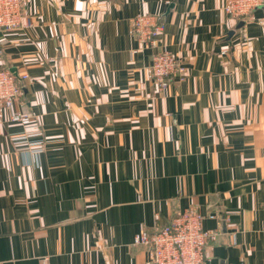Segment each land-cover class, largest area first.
Returning <instances> with one entry per match:
<instances>
[{
	"label": "crops",
	"instance_id": "0c3cea01",
	"mask_svg": "<svg viewBox=\"0 0 264 264\" xmlns=\"http://www.w3.org/2000/svg\"><path fill=\"white\" fill-rule=\"evenodd\" d=\"M227 1L28 0L0 30V66L29 77L0 113V264H148L134 236L189 207L218 216L210 264H264V9ZM138 14L184 68L165 90Z\"/></svg>",
	"mask_w": 264,
	"mask_h": 264
},
{
	"label": "built area",
	"instance_id": "2783aa9c",
	"mask_svg": "<svg viewBox=\"0 0 264 264\" xmlns=\"http://www.w3.org/2000/svg\"><path fill=\"white\" fill-rule=\"evenodd\" d=\"M28 0H0V30L12 31L26 24ZM257 9H264V0H228L225 12L238 20L250 17ZM264 25V18L259 19ZM133 33L140 45L152 49L151 78L158 90H165L175 76L183 75L181 61L160 46V36L164 30L155 16L138 14L132 19ZM2 51L0 50V58ZM28 74H15L0 66V113L11 110L23 94V83ZM13 120L28 128L22 136H16L19 144L43 146V141L35 144L32 138L42 136L38 126L29 116L15 113ZM216 214L204 215L198 208L189 207L176 213L164 225L153 230H141L134 236V245L146 249L148 264H210V252L217 244L221 232L218 228L204 227L207 218L216 219Z\"/></svg>",
	"mask_w": 264,
	"mask_h": 264
}]
</instances>
